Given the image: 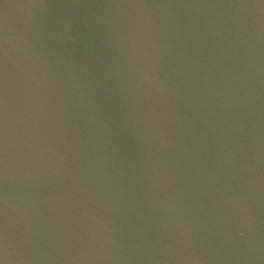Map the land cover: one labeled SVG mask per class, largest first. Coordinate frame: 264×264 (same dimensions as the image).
I'll return each instance as SVG.
<instances>
[{"label":"water","instance_id":"1","mask_svg":"<svg viewBox=\"0 0 264 264\" xmlns=\"http://www.w3.org/2000/svg\"><path fill=\"white\" fill-rule=\"evenodd\" d=\"M0 264H264V0H0Z\"/></svg>","mask_w":264,"mask_h":264}]
</instances>
